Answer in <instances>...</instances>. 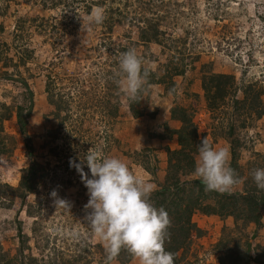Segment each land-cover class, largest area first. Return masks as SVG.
I'll return each instance as SVG.
<instances>
[{
    "label": "rangeland",
    "instance_id": "obj_1",
    "mask_svg": "<svg viewBox=\"0 0 264 264\" xmlns=\"http://www.w3.org/2000/svg\"><path fill=\"white\" fill-rule=\"evenodd\" d=\"M94 1L75 0L72 7L64 10L62 6L46 9L40 0H0L3 11L0 15V23L3 26L0 33V105H6L15 113L16 107L24 104V86L17 81L6 80L5 76H15L24 80L33 96V109L27 120L29 142H26L20 133L14 113L2 124L3 130L17 139V145L10 157L0 156V181L16 186L20 171L32 165V158L47 169L48 176L37 188L36 194L26 197V201L33 204L37 203V199L42 200L40 208L34 206L43 218V228L40 231L43 239H47L48 242L46 251L42 252L36 247V238L31 233L32 218L26 217V207H23L22 203L19 204V201L16 203L13 208L16 213L12 212L10 216L15 214L14 218L24 221L23 232L28 236L32 255L39 257L62 251L66 255L64 260L71 262V259L81 252L86 256V260L82 259L78 264H105L101 251L94 245L99 243L102 248L104 247L85 221L84 205L89 200L88 190L70 161L75 160L79 164L80 157L83 158V155L93 147L102 156L121 159L134 175L152 183L151 179H154L152 174L146 172L132 158L124 155L123 151L155 147V136L152 135L162 132L164 122L170 128H177L190 115V110L175 105V97L158 85L150 86L147 99L143 101V98L141 103L144 113L137 119L127 111L126 97L120 89L115 92L122 94L120 95L122 105L116 114H113L114 118L106 117L100 107H97L105 89L104 81L112 78L108 71L117 72L119 68V64L111 65V61L119 63L121 52L114 54L113 51L119 46L128 47L127 37L130 34L134 40L136 30L130 24L131 18L135 15L131 6L123 12L127 15V20L115 24L111 29H107L105 24L89 25L86 18L91 11L94 8H103L97 6ZM105 1L106 6L111 5L121 10L128 0ZM154 1L157 2L155 7L159 14L168 17L169 25L160 27L165 32V38H170L166 43L176 45L187 58L198 55L199 59L194 62L196 67L210 62L215 63L214 66L221 65L223 72H227L228 67H233L236 78L245 74V80L260 81L264 86V0ZM162 1L165 6L161 8ZM169 3L170 8L177 10L168 15ZM175 3H178L177 7ZM33 17L48 22L49 26L45 25V30L37 28L28 22V19ZM23 21H27V24L23 30H19V25ZM51 25H56V29L53 30ZM18 33L19 38L16 37ZM24 46L33 51L29 58L21 50ZM132 48H135L142 57L144 67L152 70L159 63H165L169 55L176 57L180 55L169 50L163 53L161 47L154 44H151L148 50L142 44ZM252 56L255 62H252ZM20 59H24L25 63L23 64ZM189 60L191 59L187 61ZM49 81H52L57 92L63 94L62 100H68L70 105L69 114L72 121L66 122L57 140H50L47 137V130L55 128L58 121L51 115H48V119L44 117L52 110L44 93L45 85ZM177 81L180 85L183 83L180 77ZM82 89L87 94H83ZM0 111L4 112V109ZM153 111H157V114L151 118L149 113ZM192 119L198 127L199 134L226 122V117L211 114L202 107L197 109ZM256 125L249 126L246 131L248 137L252 136L254 140L253 149L244 152L240 160L243 166L251 158V152L264 154V124H260L262 127L258 130L259 137L255 135ZM72 126L75 129L81 128L82 138L76 135ZM161 145L154 152V158L158 163V169L154 172L160 181L167 163L164 147L170 145L172 149L177 147L175 139L165 140ZM55 146L58 148V156H54L50 150ZM213 147H222L229 151L228 144L221 139L217 140ZM30 148L32 158L28 156ZM84 171L91 178L87 166H84ZM154 186L156 189V185ZM53 190L58 193L59 198L68 201L70 207L57 208L51 196ZM233 191H241V185L239 184ZM193 218L196 225L200 226L198 229L201 234L199 235L198 231L192 233L189 251L181 264H219L213 246L222 237L224 227V235L228 229L234 227L232 218L228 217L224 221L216 216L206 219L199 213ZM262 224L263 227L257 234H251L253 225H249L244 231L249 235L248 243L250 242L251 246L258 241H264V217ZM11 234L15 237L17 232L12 230ZM0 244L11 254L16 253L17 242L0 239ZM123 259L124 264H138V260L127 251ZM112 264L122 262L115 260Z\"/></svg>",
    "mask_w": 264,
    "mask_h": 264
},
{
    "label": "trees",
    "instance_id": "obj_2",
    "mask_svg": "<svg viewBox=\"0 0 264 264\" xmlns=\"http://www.w3.org/2000/svg\"><path fill=\"white\" fill-rule=\"evenodd\" d=\"M46 9H55L62 6L64 10L73 6L75 0H40ZM97 6H102L105 10V24L107 29H111L117 23H123L127 20V15L123 13L127 7H132L135 15L131 18L130 24L136 30L135 39L128 35V47L119 46L113 51L126 52L129 48L137 47L138 44L144 45L146 50L151 44L161 47L162 52L175 51L180 53L169 55L165 63H159L155 69L146 68L149 72L148 82L145 91L138 98L137 102L130 101L126 97V106L129 114L137 119L142 116L144 109L141 103L147 99L150 93V86H161L165 92H170L174 97V104L184 106L190 110V115L177 128H170L166 122L163 123V130L160 133H154L156 145L147 149L125 150L124 155L132 158L146 172L152 174L154 179L151 182L156 185L151 200L155 207H163L171 219L169 228L170 238L166 240L165 249L175 254L174 264H181L189 251L192 233L199 232L196 223L193 222V215L201 213L207 217L216 216L219 220L224 221L230 217L233 220L234 227L228 229L224 235L225 227L222 229V237L213 246V251L217 256L219 264H264V241H258L248 250L249 235L244 233L249 225H253V234L263 227L262 219L264 217V190L257 188L252 173L255 169H264V154L251 152V158L243 166L240 162L244 152L253 149L252 136L248 137L247 128L256 125L255 135L259 137L258 130L264 124V86L260 81L245 80V74L236 78L235 69L228 67L227 72L222 71V66H214L215 63H204L199 68L194 62L199 59L198 55L187 58L185 53L177 48L176 45L166 43L170 38H165V32L161 30L162 25H169L167 16L159 14L155 7L154 0H128L120 10L111 5L106 6L105 0H95ZM112 2V1H111ZM165 6L162 1L161 8ZM168 4L167 14L175 13L177 9L170 8ZM178 3H175V7ZM139 10V11H138ZM139 13H138V12ZM3 13L0 7V15ZM28 22L34 24L37 28L43 29L49 26L48 22L33 17ZM23 24V25H22ZM19 25V30L24 29L27 21ZM56 29V25H51ZM3 26L0 23V33ZM19 32V31H17ZM40 32V31H39ZM19 33L16 36L19 38ZM105 44V43H102ZM108 51L110 46H107ZM26 57H30L33 52L26 46L21 48ZM167 50V51H166ZM145 51V50H144ZM181 51V52H180ZM144 54H146L144 52ZM264 54V51H263ZM151 57L154 55L150 54ZM142 58V57H141ZM1 59V55H0ZM188 59H191L187 61ZM25 63L24 59H20ZM255 62L254 57H251ZM10 61V60H9ZM119 63L111 61V65L118 66ZM16 66V65H15ZM14 66V67H15ZM17 67V66H16ZM119 67V66H118ZM246 69V68H245ZM112 76L106 79L104 92L99 98L100 102L97 107L108 118H114L113 114L119 110L121 104L120 94L116 93L119 88L115 83L116 71H108ZM245 73V72H244ZM180 77L183 83L180 85L177 78ZM24 86V85H23ZM25 88L24 104L15 109L0 105V156L10 157L17 145V139L3 130L2 124L5 120L16 116V121L20 133L24 136L26 142L30 137L27 134V120L30 118L32 111L27 114L29 109L30 95ZM175 89V91H171ZM47 104L52 108L44 117L48 115L58 121L55 128L47 130V137L50 140H57L66 126V122L72 121L70 118V105L68 100H62L63 94L57 92L53 87L52 81L46 83L44 88ZM83 94L85 91L82 89ZM116 93L115 95H113ZM144 98V100H143ZM143 100V101H142ZM204 108L211 114H219L226 117L225 123H219V126H213L208 132L199 134L197 125L193 122L194 114L198 108ZM151 118L155 117L157 111L149 113ZM45 118V119H46ZM215 118V117H213ZM46 119V120H47ZM71 124V122H70ZM262 124V125H260ZM73 127V126H72ZM73 129H75L73 127ZM76 135L82 138L81 128L75 129ZM210 136V139H208ZM207 138L209 142L215 144L217 140H224L229 147L230 166L235 169L241 178V191H232L230 194H220L217 192H206L199 177L193 175L195 170V161L198 157V145L201 139ZM176 140V148L172 149L165 146L167 153V163L165 172L160 181L155 174L158 169L157 160H155V149L161 147L165 140ZM250 143L248 146L247 143ZM109 146V145H108ZM54 156H58L57 146L50 149ZM32 149L28 156L32 158ZM48 176V171L43 164L33 160L32 165L20 171V178L16 186L0 181V239L12 240L17 242L16 253L11 254L4 250L0 244V264H78L80 260H86V256L80 252L71 259V262L64 260L66 255L62 251L57 254L36 257L31 254L28 244V236L23 232L24 221L22 219L10 216L16 203H22L26 207V217H31V233L35 236L36 247L45 252L48 246L47 239H43L40 231L43 228V218L34 205L40 208L41 201L37 203L26 201L30 194H36V190ZM197 181V182H196ZM199 181V182H198ZM15 230L17 235L14 237L11 231ZM201 232H199V235ZM251 235V236H252ZM85 241V240H84ZM80 245V243H78ZM101 251L102 259H106L104 248L99 243L94 245ZM89 248V244L87 245ZM55 250V249H54ZM85 251V249H83ZM125 252L122 251L116 259L123 263ZM89 263V262H88ZM189 264V263H187Z\"/></svg>",
    "mask_w": 264,
    "mask_h": 264
},
{
    "label": "clouds",
    "instance_id": "obj_3",
    "mask_svg": "<svg viewBox=\"0 0 264 264\" xmlns=\"http://www.w3.org/2000/svg\"><path fill=\"white\" fill-rule=\"evenodd\" d=\"M105 18L103 8H94L86 19L89 25H100ZM149 75L135 48L120 54L115 83L130 101H138ZM70 164L88 190L85 221L103 243L105 264H112L122 251L136 258L138 264H174L175 254L165 249L166 240L170 238L171 219L163 207L157 208L152 202L155 190L152 183L134 175L121 159L102 156L93 147L80 157L79 164L75 160ZM84 166L89 169L91 178ZM193 175L199 177L206 192L230 194L241 183V178L230 166L229 151L214 148L206 137L198 145ZM252 177L257 188L264 190V169H255ZM51 196L57 208L70 207L55 190Z\"/></svg>",
    "mask_w": 264,
    "mask_h": 264
},
{
    "label": "water",
    "instance_id": "obj_4",
    "mask_svg": "<svg viewBox=\"0 0 264 264\" xmlns=\"http://www.w3.org/2000/svg\"><path fill=\"white\" fill-rule=\"evenodd\" d=\"M5 79L6 80H10V81H17V82L21 83L22 85H24L26 87V89L28 90L29 95H30L29 109L27 111V114H29L32 111V109H33V96H32V92L27 87L26 82L24 80L18 78V77H15V76H5ZM250 249H251V245H250V242H249L248 243V250L250 251Z\"/></svg>",
    "mask_w": 264,
    "mask_h": 264
},
{
    "label": "crops",
    "instance_id": "obj_5",
    "mask_svg": "<svg viewBox=\"0 0 264 264\" xmlns=\"http://www.w3.org/2000/svg\"><path fill=\"white\" fill-rule=\"evenodd\" d=\"M170 147H171V145H170ZM195 215H196V214H194L193 217H194ZM199 215H202V217H203V218H206V219H207V218H208V219H209V218L212 219V217H215V216H209V217H207V216H205V215H203V214H201V213H199ZM193 217H192V218H193ZM193 219H194V218H193ZM193 222H194V221H193ZM196 226L198 227L199 225H196ZM199 227H200V226H199Z\"/></svg>",
    "mask_w": 264,
    "mask_h": 264
}]
</instances>
